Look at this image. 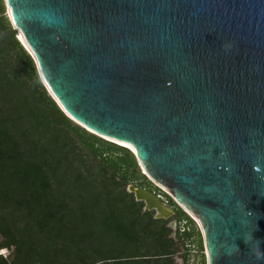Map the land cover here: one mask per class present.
Segmentation results:
<instances>
[{
  "label": "water",
  "instance_id": "95a60500",
  "mask_svg": "<svg viewBox=\"0 0 264 264\" xmlns=\"http://www.w3.org/2000/svg\"><path fill=\"white\" fill-rule=\"evenodd\" d=\"M2 2L48 96L133 148L197 225L205 264H264V0ZM127 192L155 219L175 214L154 191Z\"/></svg>",
  "mask_w": 264,
  "mask_h": 264
},
{
  "label": "trees",
  "instance_id": "16d2710c",
  "mask_svg": "<svg viewBox=\"0 0 264 264\" xmlns=\"http://www.w3.org/2000/svg\"><path fill=\"white\" fill-rule=\"evenodd\" d=\"M4 13L0 0V249L13 248V259L2 262L177 264L183 237L202 252L200 232L182 210L177 221L192 228L173 238L169 220L155 219L127 192L145 178L134 155L61 112L16 32L4 41L11 29Z\"/></svg>",
  "mask_w": 264,
  "mask_h": 264
},
{
  "label": "rangeland",
  "instance_id": "374dc122",
  "mask_svg": "<svg viewBox=\"0 0 264 264\" xmlns=\"http://www.w3.org/2000/svg\"><path fill=\"white\" fill-rule=\"evenodd\" d=\"M12 31H15V30L11 27L10 30H6L3 33L2 36L4 37V39H5L4 41L5 42H7L8 36H9L10 32H12ZM9 55H10L9 57L11 58V61H15L14 59L16 58V52L14 50L10 49ZM139 173L141 175L140 169H139ZM129 185H133L134 187H137V188H144V189L152 190V191H154L157 194H161V192L158 191V189L155 187V185L153 183H151V181H149L146 178H139L136 182L131 183ZM161 196H162V194H161ZM163 198H164L165 201H168V200H166V198L164 196H163ZM167 205L173 207L174 210H175L174 216H172L171 218L167 219V220H169V224L172 221L178 222L177 221V217L182 218L181 217L182 215H181V213L179 211V208H177L176 206L172 205L169 202H167ZM193 224L195 225V223H193ZM189 225L190 224L187 223V227H189ZM190 227L192 228L191 225H190ZM195 227H196V225H195ZM171 230H172L171 236L175 233V237H176L177 232L179 233V227L176 226V230L175 231L173 229H171ZM185 240H186V237H183V242L181 244L180 243L178 244L179 245L178 246V251L173 256L175 263L184 264L183 260H182V256L185 255L187 257L186 264H205L204 256H203V259H202L201 254L199 253V251L196 250V253H194V254H191L190 252L189 253L187 252V249L185 248V245L187 244V241H185ZM0 242H1V238H0ZM0 256L3 259L7 260V262H10L13 259V248L11 247V248H8V249H0ZM0 264H5V263H3L2 260L0 259Z\"/></svg>",
  "mask_w": 264,
  "mask_h": 264
},
{
  "label": "built area",
  "instance_id": "2783aa9c",
  "mask_svg": "<svg viewBox=\"0 0 264 264\" xmlns=\"http://www.w3.org/2000/svg\"><path fill=\"white\" fill-rule=\"evenodd\" d=\"M177 226L179 227V234H183V233L188 231L187 222L184 220L177 222ZM196 227H197V225H196ZM185 248L187 249V252L188 253L190 252L191 254L196 253V250H197L196 247L188 241H187V244L185 245ZM199 253L203 254V251L199 252ZM203 256H204V254H203Z\"/></svg>",
  "mask_w": 264,
  "mask_h": 264
},
{
  "label": "bare ground",
  "instance_id": "6f19581e",
  "mask_svg": "<svg viewBox=\"0 0 264 264\" xmlns=\"http://www.w3.org/2000/svg\"><path fill=\"white\" fill-rule=\"evenodd\" d=\"M17 35V34H16ZM17 40H19V42L22 44V46L31 54L30 50L28 49L27 45L25 44V42L23 41L21 35H17ZM118 143V142H117ZM120 145H123L125 147H127L129 150H131L132 152H134L133 148L131 146H129L128 144H123V143H119ZM141 167V171L143 172V174L146 175V172L142 166V164H139ZM149 178V177H148ZM150 179V178H149ZM151 180V179H150ZM152 181V180H151ZM158 186V185H157ZM160 187V186H159Z\"/></svg>",
  "mask_w": 264,
  "mask_h": 264
},
{
  "label": "snow or ice",
  "instance_id": "6c2138e0",
  "mask_svg": "<svg viewBox=\"0 0 264 264\" xmlns=\"http://www.w3.org/2000/svg\"><path fill=\"white\" fill-rule=\"evenodd\" d=\"M5 2H7V0H5ZM9 12H11V10H9Z\"/></svg>",
  "mask_w": 264,
  "mask_h": 264
}]
</instances>
